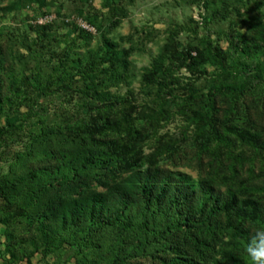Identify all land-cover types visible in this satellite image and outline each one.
<instances>
[{
    "label": "rangeland",
    "instance_id": "1",
    "mask_svg": "<svg viewBox=\"0 0 264 264\" xmlns=\"http://www.w3.org/2000/svg\"><path fill=\"white\" fill-rule=\"evenodd\" d=\"M113 1L122 20L110 31ZM176 50L205 54L206 60L181 67L173 59ZM155 62L168 70L148 80ZM86 69L93 71L87 81L80 77ZM0 99V127L6 129L0 135V264L109 263L118 232L100 231L98 241L80 249L81 235L91 229L61 227L57 214L66 198L55 200L46 217H36L47 209L53 185L93 153L103 156L106 170L86 172L105 174L107 184H81L68 198L109 197L130 179L135 168L124 170L104 147L76 136V128L109 108L121 117L132 106L143 138L140 170L188 175L192 188L203 179L220 195L232 190L246 197L248 187L264 204V0H0ZM209 108L210 124L201 118ZM211 126L233 146L216 139L204 146L202 134L212 135ZM241 128L257 132L262 149L243 143ZM258 226L264 222L247 221V233L223 229L201 264H249L243 245ZM137 231L123 238L136 241ZM46 234L65 240L48 250ZM161 243L138 248L127 263L166 264L164 258L180 255L162 251Z\"/></svg>",
    "mask_w": 264,
    "mask_h": 264
},
{
    "label": "trees",
    "instance_id": "2",
    "mask_svg": "<svg viewBox=\"0 0 264 264\" xmlns=\"http://www.w3.org/2000/svg\"><path fill=\"white\" fill-rule=\"evenodd\" d=\"M111 11L113 18L108 25L110 31L122 20L119 7L114 1L111 4ZM217 14L220 15L221 12ZM207 52L208 57L215 62L210 51ZM174 58L181 67L186 66L190 69L206 60L205 54L194 57L191 53L177 50L173 55ZM167 70L155 62L145 77L150 80L154 76L159 77ZM80 77L87 81L93 77V71L90 69L81 71ZM214 93L216 92H210L208 97L210 108L215 107V98L212 96ZM128 107L129 109L125 108L122 112L121 117H113L112 108L99 112L91 121H86L83 128H76V136L82 144H86L89 138L100 148L104 147L106 156L120 160L121 168L124 170L130 171L135 168L130 179L116 185L109 197L103 193H94L80 196L78 200L68 198L70 194L77 192L81 184H88L97 179L107 184L105 174L98 177L91 171L86 172L91 168L106 170L105 161H102L103 156L93 153L79 164L70 167V173L63 176V183L53 185L54 193L47 201V209L36 213V217H40L41 214L42 217H46L55 200H60L61 203L66 198L68 202L62 203L63 210L57 214L62 222L61 227L73 228L87 224L91 229L81 235L80 249H89L95 241H98L97 233L100 231L107 229L115 230V234L118 232L115 235L118 238L114 237L112 240L108 264H128L127 258L134 257L133 252L138 248L146 249L158 240L162 241V251L172 250L180 254L164 258L166 264H201L208 260L210 247L219 242L218 234L223 229L231 228L235 234L247 233L245 227L247 221L264 222V204L252 198L253 191L248 187H244V191L248 194L246 197H240L232 190H228L226 195H220L203 179L199 181L198 188H192L188 184L190 179L188 175L175 177L158 168L140 170L142 159L140 142L143 138L131 119L132 106ZM210 108L201 116L202 119L210 121ZM210 128L212 135L208 132L202 134L201 143L204 146L212 139H216L220 146L224 145L228 148L233 146L232 140L221 135L214 126ZM72 129L75 130V127ZM5 130L4 127H0V135ZM108 132L117 133L119 136L117 139L97 138ZM258 135L257 132L247 128H241L239 133L242 142L252 145L256 151L257 148L262 149ZM110 163H114L113 159ZM232 170L235 175V168L233 167ZM119 204H123L124 208L120 209ZM136 205V212L131 211ZM129 209L131 212H128ZM136 215H139L138 219ZM131 229L138 230L139 236L136 241H127L123 238L132 231ZM64 238L65 235L58 239L46 234L44 244L48 250H51L53 245L65 240ZM189 249H194L193 252H196L198 260L192 258L193 254H189ZM216 264L229 263L216 261Z\"/></svg>",
    "mask_w": 264,
    "mask_h": 264
},
{
    "label": "clouds",
    "instance_id": "3",
    "mask_svg": "<svg viewBox=\"0 0 264 264\" xmlns=\"http://www.w3.org/2000/svg\"><path fill=\"white\" fill-rule=\"evenodd\" d=\"M243 251L249 264H264V226L252 229L249 238L244 242Z\"/></svg>",
    "mask_w": 264,
    "mask_h": 264
},
{
    "label": "built area",
    "instance_id": "4",
    "mask_svg": "<svg viewBox=\"0 0 264 264\" xmlns=\"http://www.w3.org/2000/svg\"><path fill=\"white\" fill-rule=\"evenodd\" d=\"M83 27L86 28V29H92V27L90 25L86 24V23L83 24Z\"/></svg>",
    "mask_w": 264,
    "mask_h": 264
}]
</instances>
